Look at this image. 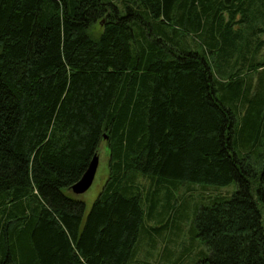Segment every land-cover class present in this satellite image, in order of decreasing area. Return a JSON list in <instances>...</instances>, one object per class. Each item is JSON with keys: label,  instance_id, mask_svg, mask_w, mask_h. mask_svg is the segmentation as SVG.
Masks as SVG:
<instances>
[{"label": "trees", "instance_id": "obj_1", "mask_svg": "<svg viewBox=\"0 0 264 264\" xmlns=\"http://www.w3.org/2000/svg\"><path fill=\"white\" fill-rule=\"evenodd\" d=\"M255 70L264 0H0V264H131L185 183L236 185L195 209L196 264H264ZM101 145L86 212L64 191Z\"/></svg>", "mask_w": 264, "mask_h": 264}, {"label": "rangeland", "instance_id": "obj_2", "mask_svg": "<svg viewBox=\"0 0 264 264\" xmlns=\"http://www.w3.org/2000/svg\"><path fill=\"white\" fill-rule=\"evenodd\" d=\"M243 73H246V71H243ZM252 79L255 87L260 85L264 81V71L255 70L252 73ZM97 156L98 167L89 190L78 196L71 191H64L68 197L83 201L86 212L89 211L93 201L101 191L108 175V156L104 145L100 146ZM140 183H143V181L141 180ZM235 190L236 185L234 183L222 187L192 185L190 183L181 185L174 192L175 199L179 200L175 206L179 209L178 218L175 219L169 215L166 228L164 230H160V227L157 228L159 234L156 233L157 231L152 235L140 234L135 245V257L131 264H196L201 258V254H208V251L202 241L190 231V222L195 209L204 204L206 201L204 198L208 196H230ZM176 223H179V225H176ZM146 224H150L154 228L157 227L153 223L147 222ZM154 243L156 249L151 246Z\"/></svg>", "mask_w": 264, "mask_h": 264}, {"label": "water", "instance_id": "obj_3", "mask_svg": "<svg viewBox=\"0 0 264 264\" xmlns=\"http://www.w3.org/2000/svg\"><path fill=\"white\" fill-rule=\"evenodd\" d=\"M98 167V156L95 154L82 177L71 186L70 191L74 195H82L91 187Z\"/></svg>", "mask_w": 264, "mask_h": 264}]
</instances>
